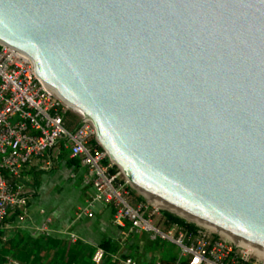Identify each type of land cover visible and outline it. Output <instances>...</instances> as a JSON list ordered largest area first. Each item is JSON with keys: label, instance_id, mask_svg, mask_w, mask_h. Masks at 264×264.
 <instances>
[{"label": "water", "instance_id": "1", "mask_svg": "<svg viewBox=\"0 0 264 264\" xmlns=\"http://www.w3.org/2000/svg\"><path fill=\"white\" fill-rule=\"evenodd\" d=\"M0 42L133 193L264 257V0H0Z\"/></svg>", "mask_w": 264, "mask_h": 264}, {"label": "built area", "instance_id": "2", "mask_svg": "<svg viewBox=\"0 0 264 264\" xmlns=\"http://www.w3.org/2000/svg\"><path fill=\"white\" fill-rule=\"evenodd\" d=\"M67 108L42 85L28 56L0 42V230L8 227L10 215L21 220L27 213L32 191L20 182L27 165L58 148L79 161L85 169L83 183L93 189V198L74 214L76 218L91 216V201H100L110 208L112 223L124 232L145 233L152 243L173 246L171 264H264L263 256L193 223L190 227L172 222L161 216L159 206L130 196L128 180L96 139L92 122L77 113V125L67 128L62 118ZM52 165L48 159L39 168ZM68 239L77 240L74 235ZM103 255V249L96 247L92 262L99 264ZM110 257L115 264H138L129 255ZM159 258L150 264H163ZM6 264L20 263L8 258Z\"/></svg>", "mask_w": 264, "mask_h": 264}, {"label": "crops", "instance_id": "3", "mask_svg": "<svg viewBox=\"0 0 264 264\" xmlns=\"http://www.w3.org/2000/svg\"><path fill=\"white\" fill-rule=\"evenodd\" d=\"M76 115L78 123L79 116ZM48 159L53 161L51 170L40 169L39 166ZM84 174L85 169L79 161L62 149H53L44 157L33 159L20 180L27 189L34 191L28 201L27 213L21 220L15 214L10 215L8 227L5 228L7 233L18 229L35 236L38 235L39 228L45 226L44 233L66 239L68 243H71L68 239L70 235H75L77 240L93 248L98 247L102 240L117 242L120 254L134 257L138 264H150L152 260L148 261L146 255L154 251V244L148 240L147 234L127 233L115 226L111 221V210L103 202L91 201L90 218L74 216L77 207L86 206L88 200L93 198V189L83 183ZM122 245L130 248V252L125 253ZM143 246L145 249L147 247L145 254L137 256L134 252L140 251ZM163 255L158 252V257Z\"/></svg>", "mask_w": 264, "mask_h": 264}, {"label": "trees", "instance_id": "4", "mask_svg": "<svg viewBox=\"0 0 264 264\" xmlns=\"http://www.w3.org/2000/svg\"><path fill=\"white\" fill-rule=\"evenodd\" d=\"M63 121L67 128L71 129L77 119L70 112L63 113ZM161 216L180 224L192 227L193 224L186 223L174 214L161 212ZM8 218L6 219V222ZM156 247V243H153ZM98 247L102 248L104 255L99 264H115L111 260V255L119 253L117 242L102 240ZM95 248L80 240L68 243L66 239L55 238L46 233H38L31 236L22 230H13L6 235V230H0V264H5L8 258L20 264H94L91 260ZM124 255V254H122ZM173 254L159 259L163 264H171Z\"/></svg>", "mask_w": 264, "mask_h": 264}, {"label": "rangeland", "instance_id": "5", "mask_svg": "<svg viewBox=\"0 0 264 264\" xmlns=\"http://www.w3.org/2000/svg\"><path fill=\"white\" fill-rule=\"evenodd\" d=\"M66 111H68V112H70V114H72V115H74V116H76L77 117V112L76 111H74L73 109H71V108H67V110ZM44 170L45 171H48V170H51V168H44ZM130 190V196H132V197H134V198H138L139 200H145L144 198H142V197H140L139 195H137V194H135V193H133L132 191H131V189H129ZM32 193H34V191H33V189H32V192H31V196H32ZM129 196V197H130ZM30 199V198H29ZM89 201V200H88ZM146 201V200H145ZM82 208H84V207H77L75 210H74V213L73 214H75V213H77V212H79V209H81L82 210ZM160 211L161 212H168V213H171V212H169V211H167V210H165V209H163V208H161L160 207ZM91 214H92V212H91ZM171 214H173V213H171ZM175 215V214H174ZM75 216V215H74ZM92 216V215H91ZM91 216H83V217H86V218H90ZM177 216V215H176ZM177 217H179V216H177ZM82 218V217H81ZM180 219H182V220H184L185 222H189V221H187V220H185V219H183V218H181V217H179ZM189 223H191V222H189ZM8 231H6V235H8L9 233H7ZM75 236V235H74ZM76 237V236H75ZM77 238V237H76ZM124 242V241H123ZM126 243V242H125ZM147 244L149 245V243L147 242ZM157 244V243H156ZM119 245V244H118ZM122 247L123 248H125V246L124 245H122ZM153 247H154V245H153ZM145 248H144V246H143V248L140 250V251H136V252H134L137 256L139 255H144L145 254V252H146V250H147V247H146V249L144 250ZM130 248H125V253H129L130 251ZM132 250V249H131ZM135 251V250H134ZM174 251H175V249L173 248V246H171L169 243L167 244V243H163V244H157L156 245V247H154V251H151V253L149 254H147L146 256H147V258H148V261H150V260H153V259H156L157 257H158V252L159 253H162V254H164V256L165 257H167L168 255H170V254H173L174 253ZM133 252V251H132ZM118 254H120V253H118ZM137 256H135L136 258H137ZM138 258H140V257H138ZM137 260V259H136ZM137 262H138V260H137ZM5 264H6V262H5Z\"/></svg>", "mask_w": 264, "mask_h": 264}]
</instances>
